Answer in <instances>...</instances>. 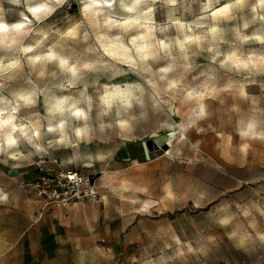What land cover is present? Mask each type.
Instances as JSON below:
<instances>
[{
	"label": "clouds",
	"instance_id": "clouds-1",
	"mask_svg": "<svg viewBox=\"0 0 264 264\" xmlns=\"http://www.w3.org/2000/svg\"><path fill=\"white\" fill-rule=\"evenodd\" d=\"M74 5L0 0V158L98 173V203L122 219L120 231L133 221V231L150 226L121 259L111 247L90 258L209 264L221 245L213 227L238 251L264 249V170L254 167L264 148V0ZM202 133L213 134V154L201 150ZM145 138L166 145L158 159L183 175L220 176L235 164L248 195L206 207L214 198L207 185L181 191L175 175L155 184L130 175L144 165L117 157ZM9 198L0 188V203ZM185 198L206 209L205 225L189 235L167 217L153 220Z\"/></svg>",
	"mask_w": 264,
	"mask_h": 264
},
{
	"label": "rangeland",
	"instance_id": "rangeland-1",
	"mask_svg": "<svg viewBox=\"0 0 264 264\" xmlns=\"http://www.w3.org/2000/svg\"><path fill=\"white\" fill-rule=\"evenodd\" d=\"M70 3H73L71 11L76 12L74 0H70ZM64 11H68L67 6ZM201 135L206 137L201 150L213 154L215 152L213 134ZM166 149V145L145 138L122 148L117 159L127 164L133 160L143 164L144 167H137L129 173L136 175L140 180H148L155 184L162 175L171 174L176 176V184L181 191L207 185L214 198L206 207H212L222 199L229 197L242 199L248 195L238 186L243 175L239 172L234 173L237 167L235 164L229 165L233 171H226L220 176L209 175L202 169H195L191 174L183 175L177 165L158 159ZM15 164H19V167H14ZM38 165H42V162L6 161L0 158V188L10 193L9 201L0 203V264H111V261L99 259L98 255L90 258L89 253L96 248L107 252L111 247L117 254L115 259L119 260L121 256L135 251L134 244L139 242L138 237L143 239L149 235L150 226L147 224L133 231L135 221L128 224L124 231H120L122 219L110 208L106 209L103 202H85L77 205L79 210L75 220L64 221L63 225H60V222L51 226L43 222L44 219L37 222L38 210L45 205L43 197L32 188L39 178ZM254 167L264 170V148L257 150ZM60 169L77 170L86 176H92L99 193L102 191L98 173L75 166ZM205 210L193 208L190 201L185 198L175 206H166L158 216L153 217V220L167 217L174 220L177 228L185 229L190 235L196 225L203 226L207 223L203 214ZM106 216L109 219H106ZM209 231L219 233L218 239L221 241L220 248L210 254L209 264H224L223 258H227L229 264H264V249L248 253L238 251L231 247L222 230L213 227ZM53 236L62 237V240L49 242ZM85 237H89L88 242Z\"/></svg>",
	"mask_w": 264,
	"mask_h": 264
},
{
	"label": "built area",
	"instance_id": "built-area-1",
	"mask_svg": "<svg viewBox=\"0 0 264 264\" xmlns=\"http://www.w3.org/2000/svg\"><path fill=\"white\" fill-rule=\"evenodd\" d=\"M46 162L38 165L39 178L32 186L43 197L44 209L71 207L85 202L98 203L100 193L92 176H86L77 170L60 169L56 164Z\"/></svg>",
	"mask_w": 264,
	"mask_h": 264
},
{
	"label": "crops",
	"instance_id": "crops-1",
	"mask_svg": "<svg viewBox=\"0 0 264 264\" xmlns=\"http://www.w3.org/2000/svg\"><path fill=\"white\" fill-rule=\"evenodd\" d=\"M78 210L79 207L77 205L71 207H50L48 209L41 208L38 210V217L36 220L37 222H40L44 219L43 222L48 223L51 226L60 222V225H63L64 221L75 220V217L78 214ZM56 226L53 227L55 228ZM84 239L87 242L89 241V237H85ZM61 240L62 237L53 236V238L49 242H60Z\"/></svg>",
	"mask_w": 264,
	"mask_h": 264
},
{
	"label": "water",
	"instance_id": "water-1",
	"mask_svg": "<svg viewBox=\"0 0 264 264\" xmlns=\"http://www.w3.org/2000/svg\"><path fill=\"white\" fill-rule=\"evenodd\" d=\"M16 173H18V171H16Z\"/></svg>",
	"mask_w": 264,
	"mask_h": 264
}]
</instances>
